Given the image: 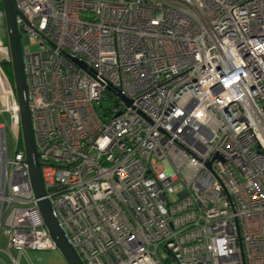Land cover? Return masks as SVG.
<instances>
[{
  "label": "built area",
  "instance_id": "built-area-1",
  "mask_svg": "<svg viewBox=\"0 0 264 264\" xmlns=\"http://www.w3.org/2000/svg\"><path fill=\"white\" fill-rule=\"evenodd\" d=\"M13 1L45 199L82 263L264 264V0ZM0 95V262L21 264L56 250L1 68Z\"/></svg>",
  "mask_w": 264,
  "mask_h": 264
},
{
  "label": "water",
  "instance_id": "water-1",
  "mask_svg": "<svg viewBox=\"0 0 264 264\" xmlns=\"http://www.w3.org/2000/svg\"><path fill=\"white\" fill-rule=\"evenodd\" d=\"M7 27V43L9 51V63L12 68L13 84L16 92V99L19 108V119L21 125V137L28 166L29 180L37 203V209L42 219L43 225L52 240L55 250L60 254L66 264H83L76 251L72 248L67 236L58 223L48 200L45 199V191L41 180L40 165L34 147L33 134L31 130V120L28 111L27 92L23 74L21 39L16 26V18L20 17L13 0H1ZM69 58V57H68ZM70 61L80 69H84L82 64L74 59ZM118 98L130 107L131 102L120 94ZM218 159V158H217ZM210 171V165H207Z\"/></svg>",
  "mask_w": 264,
  "mask_h": 264
},
{
  "label": "rangeland",
  "instance_id": "rangeland-1",
  "mask_svg": "<svg viewBox=\"0 0 264 264\" xmlns=\"http://www.w3.org/2000/svg\"><path fill=\"white\" fill-rule=\"evenodd\" d=\"M30 52L34 53L37 51V47H30ZM102 107L107 109L109 107L108 102H103ZM0 110H3V100L0 95ZM0 124L3 125L8 131L10 125V116L7 113L0 114ZM6 234L2 233L1 244L4 246L6 240ZM0 244V245H1ZM4 249V248H1ZM14 257L15 253L12 254ZM4 257L0 254V261H3ZM26 260L29 264H66L57 251L54 252H29L26 255ZM21 264H26L25 259L20 260ZM0 264H2L0 262Z\"/></svg>",
  "mask_w": 264,
  "mask_h": 264
},
{
  "label": "trees",
  "instance_id": "trees-1",
  "mask_svg": "<svg viewBox=\"0 0 264 264\" xmlns=\"http://www.w3.org/2000/svg\"><path fill=\"white\" fill-rule=\"evenodd\" d=\"M0 68L10 83H13L12 68L9 63V57L7 56L3 61L0 62Z\"/></svg>",
  "mask_w": 264,
  "mask_h": 264
},
{
  "label": "crops",
  "instance_id": "crops-1",
  "mask_svg": "<svg viewBox=\"0 0 264 264\" xmlns=\"http://www.w3.org/2000/svg\"><path fill=\"white\" fill-rule=\"evenodd\" d=\"M24 259H25L26 264H29V263L27 262L26 258H24Z\"/></svg>",
  "mask_w": 264,
  "mask_h": 264
}]
</instances>
